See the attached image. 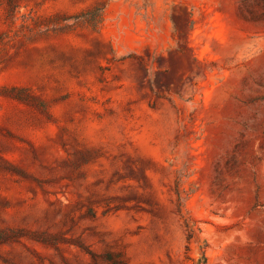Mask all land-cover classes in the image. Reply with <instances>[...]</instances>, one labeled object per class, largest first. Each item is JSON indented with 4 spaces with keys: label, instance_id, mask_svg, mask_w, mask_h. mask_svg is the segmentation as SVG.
<instances>
[{
    "label": "rangeland",
    "instance_id": "1",
    "mask_svg": "<svg viewBox=\"0 0 264 264\" xmlns=\"http://www.w3.org/2000/svg\"><path fill=\"white\" fill-rule=\"evenodd\" d=\"M0 264H264V0H0Z\"/></svg>",
    "mask_w": 264,
    "mask_h": 264
},
{
    "label": "trees",
    "instance_id": "2",
    "mask_svg": "<svg viewBox=\"0 0 264 264\" xmlns=\"http://www.w3.org/2000/svg\"><path fill=\"white\" fill-rule=\"evenodd\" d=\"M11 1H12V0H11ZM102 16H103V14H102V9L100 8V11H99V13H98V15H97V20H98V22L101 21Z\"/></svg>",
    "mask_w": 264,
    "mask_h": 264
}]
</instances>
